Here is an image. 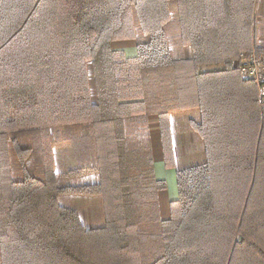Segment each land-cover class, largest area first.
<instances>
[{
    "label": "trees",
    "instance_id": "1",
    "mask_svg": "<svg viewBox=\"0 0 264 264\" xmlns=\"http://www.w3.org/2000/svg\"><path fill=\"white\" fill-rule=\"evenodd\" d=\"M256 3L0 0V264H264V96L236 66L264 57ZM195 109L205 161L177 168L172 114ZM151 117L176 169L169 219ZM69 125L65 186L53 130ZM65 192L99 197L104 224Z\"/></svg>",
    "mask_w": 264,
    "mask_h": 264
},
{
    "label": "crops",
    "instance_id": "2",
    "mask_svg": "<svg viewBox=\"0 0 264 264\" xmlns=\"http://www.w3.org/2000/svg\"><path fill=\"white\" fill-rule=\"evenodd\" d=\"M255 31L257 34V41L264 44V0H257L256 3ZM117 48L123 50L128 57L137 55L136 45L133 44V42L124 45L117 44ZM198 115L199 113L196 109L172 114L173 145L177 168H179L178 164H185L191 159L205 158L203 141L196 134L192 125V119L199 120ZM149 123L152 141L151 146L155 160V175L157 179L167 182V189L160 191L158 195L160 214L163 219H169L170 204L178 199L176 169H167L165 167L158 119L156 117H151Z\"/></svg>",
    "mask_w": 264,
    "mask_h": 264
},
{
    "label": "rangeland",
    "instance_id": "3",
    "mask_svg": "<svg viewBox=\"0 0 264 264\" xmlns=\"http://www.w3.org/2000/svg\"><path fill=\"white\" fill-rule=\"evenodd\" d=\"M253 48L251 47L250 49L244 50L243 53L246 54ZM236 61H240V56L236 59ZM78 135H81L78 134V125L60 127L56 126V128L53 130V136L57 141V146L55 149L56 162H58L57 172L62 174L63 179L61 181L65 186H68V183L78 184V177L72 179V175L70 173L73 168L77 167V162H79ZM204 161L205 158H195L187 161L185 164H178V167L181 169L187 168L192 165L202 164ZM59 201L66 206L72 207V209H76L79 212L83 222L89 227H98L104 224L102 203L99 197L97 198V196H84L65 192L62 194L61 200Z\"/></svg>",
    "mask_w": 264,
    "mask_h": 264
},
{
    "label": "built area",
    "instance_id": "4",
    "mask_svg": "<svg viewBox=\"0 0 264 264\" xmlns=\"http://www.w3.org/2000/svg\"><path fill=\"white\" fill-rule=\"evenodd\" d=\"M241 74L253 80L258 87L260 96H264V57L257 53L254 47L248 53L240 54V61L236 63Z\"/></svg>",
    "mask_w": 264,
    "mask_h": 264
}]
</instances>
